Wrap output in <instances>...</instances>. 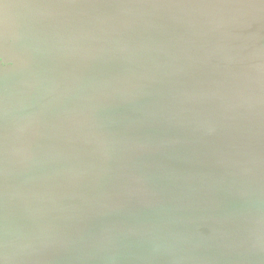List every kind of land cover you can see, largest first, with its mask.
Here are the masks:
<instances>
[{"label":"water","instance_id":"water-1","mask_svg":"<svg viewBox=\"0 0 264 264\" xmlns=\"http://www.w3.org/2000/svg\"><path fill=\"white\" fill-rule=\"evenodd\" d=\"M0 264H264V0H0Z\"/></svg>","mask_w":264,"mask_h":264}]
</instances>
